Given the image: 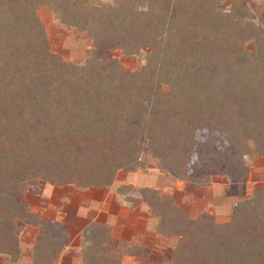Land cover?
<instances>
[{
	"label": "trees",
	"instance_id": "obj_1",
	"mask_svg": "<svg viewBox=\"0 0 264 264\" xmlns=\"http://www.w3.org/2000/svg\"><path fill=\"white\" fill-rule=\"evenodd\" d=\"M218 1L0 0V254L11 264L20 252L16 219L37 230L31 264H54L67 241L27 210L23 192L37 181L110 187L116 172L144 167V140L161 171L198 187L206 183L188 163L195 133L205 130L227 136L236 152L245 132L253 154L264 157V31L251 25L242 0H230L227 12ZM38 6L87 35L83 63L51 52ZM142 49L135 71L99 57ZM230 164L239 176L240 159ZM126 200L157 218L156 234L179 237L170 264H264V187L236 202L227 223L203 214L191 220L154 189ZM79 237L82 264H121L123 254L137 253L102 223H87Z\"/></svg>",
	"mask_w": 264,
	"mask_h": 264
},
{
	"label": "rangeland",
	"instance_id": "obj_2",
	"mask_svg": "<svg viewBox=\"0 0 264 264\" xmlns=\"http://www.w3.org/2000/svg\"><path fill=\"white\" fill-rule=\"evenodd\" d=\"M105 1L99 2H111ZM229 1L216 2V9L227 12ZM242 3L249 10L251 25L264 31V0H242ZM35 14L42 21L51 52L61 57L65 62L83 63L88 58L91 46L83 31L58 25L51 18L45 6H38ZM259 37L264 42V35ZM244 48L253 52L251 43H246ZM146 56L147 50L145 49L140 50L136 57L130 58L122 56L120 51L110 53L105 51L99 55L101 59L117 60L120 68L128 71L137 70ZM143 121L142 117L141 126ZM195 139L197 146L190 156L188 165L190 171L199 172L201 179L206 184L198 187H206L205 191H195L196 189L193 187L196 186L177 179L172 173L161 171L158 161L148 152L146 142L141 140L138 159L144 167L134 172H116L110 187L97 189L100 190L97 191L92 188L79 189L70 184L52 189L49 187L52 186L51 184L37 181L36 185L25 188L24 201L32 205L34 210L43 213V219L60 221L70 235L75 233L74 239L71 240L73 247L70 251L68 250V257L73 256L71 264H79V255L83 244L80 243V246L76 244V232L78 227L85 222V214L90 201H93L94 211L96 213L99 211L100 217L107 218L115 229L114 237L116 239H114L121 246L125 248L131 246L132 251L137 252L134 256L123 254L120 258L121 264H170L171 250L178 243L179 237L172 235L166 238L156 234L154 227L157 218L148 212L143 203L131 207V203L126 200L127 197L137 199L140 189H154L160 197L171 200L176 207L187 214L191 212L194 215L200 211L203 212V215L210 216L216 223H227L230 210L236 202L248 198L253 191L264 187V157L253 154L245 132L237 139L240 143L237 152L233 151V147L231 148L232 143L227 136L219 133L206 130L197 131ZM234 158L240 159L241 173L239 176L238 171L234 172L236 168L233 169L231 167L233 164H230L233 163ZM152 181L155 187H151ZM124 186H129V189L124 193L119 192L118 189ZM157 188L163 190L168 196L160 194ZM91 190H93V196L89 195ZM200 212L198 215H201ZM35 215L39 216L37 213ZM188 218L195 219L190 218L189 215ZM20 225L23 224L18 226L19 242L29 246L34 240V231ZM18 259H20V252ZM25 263L27 264L26 256L23 255L20 264ZM0 264H11L9 257H0ZM16 264H19L18 260Z\"/></svg>",
	"mask_w": 264,
	"mask_h": 264
},
{
	"label": "crops",
	"instance_id": "obj_3",
	"mask_svg": "<svg viewBox=\"0 0 264 264\" xmlns=\"http://www.w3.org/2000/svg\"><path fill=\"white\" fill-rule=\"evenodd\" d=\"M99 1H102V0H99ZM109 1H111V0H106L105 2H109ZM152 183H153V181H152ZM49 187H52V186H49ZM151 187H155L154 183H153V185H151ZM193 188L196 189L195 191L199 190L201 192H202V190L203 191L206 190V187H193ZM52 189H57V188L56 187H52ZM157 189H158V192L160 194H162L164 196H168L160 188H157ZM97 191H100V190H97ZM213 193H214V189L212 190V195H213ZM89 195L90 196H93V190H91V193H89ZM26 206H27V210L28 211H30V212H32L34 214L37 213L39 216L41 215L40 217H41V220L42 221L48 222V223H50V224H52L54 226H57V227H58V225H61L60 221L54 222L52 219L51 220L43 219V215L44 214L43 213H40L37 210H34V208L32 207V205H30L29 203H26ZM199 212L194 213V215L191 212H188V215H189L190 218H195L198 215ZM202 213L203 212H200V214H202ZM76 214H77V212L75 213V215ZM85 218H86L85 219V222L82 224V226L78 227V230L76 232V237H77L76 239L77 240L75 242H76V244H78V246H80L81 245L80 243H82V242H80L82 239L79 237V233L83 229V227L87 223H89V222H95V223L100 222V223H104L105 225H107L110 228L111 236H113V238H115L114 237V234H115L114 230L115 229L111 226V224L109 223V221L107 220V218L104 219V218H101L100 217L99 211L97 213L94 211V209H93V201H90L89 202V208H87V213L85 214ZM19 224H23V225H20V226H24L26 229H29V230L31 229V230L34 231V237H33L34 240L31 241V243L29 244V246L27 244L25 245V244H22V242H19V249H20V259H18L19 264H20V262H22L23 255L26 256L27 264H31V262L29 260V252H30V248H31L33 242L36 239L35 236L37 234V230L35 228L31 227V226H28V225L24 224V222L20 221L19 219H16L14 221V225H15V234H17V236H20V234H19L20 231H18ZM19 228H21V227H19ZM58 228H59L60 231H62L63 234L66 235L67 241H66L65 246L60 251L57 259L54 261V264H71V262H72L71 259H72L73 256L72 257H70V256L68 257V253H69L70 249L73 247L71 240L74 239L75 233L73 232L74 234H71L70 235L69 234V231L64 228V224H62L61 227H58ZM0 257H4L5 258L6 255L0 254ZM79 264H82L81 263V257H80V255H79Z\"/></svg>",
	"mask_w": 264,
	"mask_h": 264
}]
</instances>
